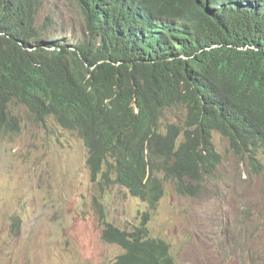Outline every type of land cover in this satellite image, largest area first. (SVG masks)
Here are the masks:
<instances>
[{"label": "trees", "instance_id": "trees-1", "mask_svg": "<svg viewBox=\"0 0 264 264\" xmlns=\"http://www.w3.org/2000/svg\"><path fill=\"white\" fill-rule=\"evenodd\" d=\"M74 1L86 36L70 43L45 37L42 0H0V133L19 130L12 102L53 117L83 140L93 181L114 175L150 209L164 180L187 194L216 170L214 132L264 172V0ZM175 109L184 122L163 125ZM148 216L132 232L104 222L124 250L113 264H175Z\"/></svg>", "mask_w": 264, "mask_h": 264}, {"label": "rangeland", "instance_id": "rangeland-1", "mask_svg": "<svg viewBox=\"0 0 264 264\" xmlns=\"http://www.w3.org/2000/svg\"><path fill=\"white\" fill-rule=\"evenodd\" d=\"M42 1L36 22L53 23L45 37L75 43L86 36L74 0ZM9 110L19 130L0 133V264H113L123 249L102 240L104 222L132 232L145 212L148 235L169 244L175 264H264V172L254 173L218 132L216 170L187 194L164 180L150 209L114 175L110 183L91 179L76 131L51 116L38 123L17 102ZM185 113L169 110L163 125L183 123Z\"/></svg>", "mask_w": 264, "mask_h": 264}, {"label": "clouds", "instance_id": "clouds-1", "mask_svg": "<svg viewBox=\"0 0 264 264\" xmlns=\"http://www.w3.org/2000/svg\"><path fill=\"white\" fill-rule=\"evenodd\" d=\"M214 134V133H213ZM222 160V159H221ZM221 163V162H220ZM261 175H263V174H261ZM264 182V181H263ZM126 189V188H125ZM140 199V198H139ZM141 200V199H140ZM104 226H105V224H104ZM104 228V227H103ZM101 234H102V232H101ZM102 237V236H101ZM153 238H155V237H153ZM156 239H161V238H156ZM103 240V239H102ZM163 240V239H162ZM104 241V240H103ZM165 241V240H164ZM108 243V242H107ZM119 246V245H118ZM122 248V247H121ZM123 249V248H122ZM124 251V250H123ZM123 253V252H122ZM121 254V253H120ZM172 255V254H171ZM175 262V261H174Z\"/></svg>", "mask_w": 264, "mask_h": 264}, {"label": "bare ground", "instance_id": "bare-ground-1", "mask_svg": "<svg viewBox=\"0 0 264 264\" xmlns=\"http://www.w3.org/2000/svg\"><path fill=\"white\" fill-rule=\"evenodd\" d=\"M207 174V173H206ZM147 189V188H146Z\"/></svg>", "mask_w": 264, "mask_h": 264}]
</instances>
